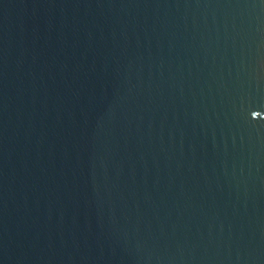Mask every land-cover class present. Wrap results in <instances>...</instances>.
I'll return each instance as SVG.
<instances>
[{
    "label": "water",
    "instance_id": "95a60500",
    "mask_svg": "<svg viewBox=\"0 0 264 264\" xmlns=\"http://www.w3.org/2000/svg\"><path fill=\"white\" fill-rule=\"evenodd\" d=\"M0 264H264V0H0Z\"/></svg>",
    "mask_w": 264,
    "mask_h": 264
}]
</instances>
